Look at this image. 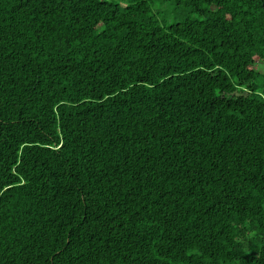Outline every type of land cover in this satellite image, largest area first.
Returning a JSON list of instances; mask_svg holds the SVG:
<instances>
[{"label":"trees","instance_id":"16d2710c","mask_svg":"<svg viewBox=\"0 0 264 264\" xmlns=\"http://www.w3.org/2000/svg\"><path fill=\"white\" fill-rule=\"evenodd\" d=\"M155 2L0 0V264H264V0Z\"/></svg>","mask_w":264,"mask_h":264},{"label":"rangeland","instance_id":"374dc122","mask_svg":"<svg viewBox=\"0 0 264 264\" xmlns=\"http://www.w3.org/2000/svg\"><path fill=\"white\" fill-rule=\"evenodd\" d=\"M160 0L155 2V6L158 8V3ZM171 0H163V4L161 11L158 13L159 20H166L169 23L180 22L182 20L183 15L185 14V10L183 8H178L175 12L174 8L171 5ZM259 70V68L257 67Z\"/></svg>","mask_w":264,"mask_h":264}]
</instances>
